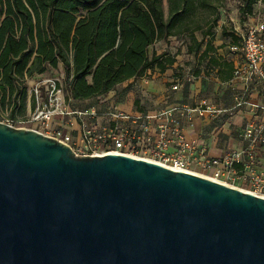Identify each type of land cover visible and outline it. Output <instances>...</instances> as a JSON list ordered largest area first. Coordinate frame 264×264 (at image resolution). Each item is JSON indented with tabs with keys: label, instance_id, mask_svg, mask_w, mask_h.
<instances>
[{
	"label": "water",
	"instance_id": "water-1",
	"mask_svg": "<svg viewBox=\"0 0 264 264\" xmlns=\"http://www.w3.org/2000/svg\"><path fill=\"white\" fill-rule=\"evenodd\" d=\"M0 264H264V196L0 121Z\"/></svg>",
	"mask_w": 264,
	"mask_h": 264
},
{
	"label": "trees",
	"instance_id": "trees-1",
	"mask_svg": "<svg viewBox=\"0 0 264 264\" xmlns=\"http://www.w3.org/2000/svg\"><path fill=\"white\" fill-rule=\"evenodd\" d=\"M237 1L242 21L264 3ZM223 5V0H0V107L10 108L11 116L21 111L27 79L48 68L61 69L65 93L74 100L105 94L154 67L163 72L178 51L149 48L172 36L185 38L187 52H199L204 43V57L213 50ZM222 34L231 36V45L239 41L224 29ZM206 64L214 67L218 59L209 56Z\"/></svg>",
	"mask_w": 264,
	"mask_h": 264
},
{
	"label": "built area",
	"instance_id": "built-area-1",
	"mask_svg": "<svg viewBox=\"0 0 264 264\" xmlns=\"http://www.w3.org/2000/svg\"><path fill=\"white\" fill-rule=\"evenodd\" d=\"M238 37L239 41L231 45L230 49L241 53L246 69L244 77L249 79L256 75L261 80L264 89V14L250 20L244 32L239 33ZM235 73L241 75L242 70L236 69ZM60 79H43L33 82L34 84L31 83L34 109L26 122L32 125L26 124L25 127L35 129L68 144L77 155H100L115 152L152 160L172 169L203 175L189 168L194 163L202 170L211 169L213 176H207L209 178L226 183L218 178L221 176L225 179L241 177L252 185L253 191L249 192L257 194V190L264 191V181L255 173L253 165L254 148L259 143L264 144L262 124L246 123L243 137L247 140L248 146L230 151L220 158L206 156L203 149H198L192 142H188L182 133V127L176 115L179 114L190 121L196 117H203L206 113L215 112V109L204 101L199 106L173 105L151 114L139 115L124 114L113 106L105 110L93 108L80 111L77 114L95 118L94 123L89 125L83 121L81 132L73 137L71 133L58 127L55 122L57 117L63 120L64 116L74 113L69 109L73 99L65 93ZM190 79L191 74L188 73L176 75L173 77L170 88L176 90L183 81ZM253 107L264 111V102L260 105H253ZM98 117L105 122H99ZM3 122L14 125L11 118L4 119ZM139 151L157 158L155 160L138 156ZM245 156L246 161H244ZM237 162L242 164L240 170L234 168Z\"/></svg>",
	"mask_w": 264,
	"mask_h": 264
},
{
	"label": "crops",
	"instance_id": "crops-1",
	"mask_svg": "<svg viewBox=\"0 0 264 264\" xmlns=\"http://www.w3.org/2000/svg\"><path fill=\"white\" fill-rule=\"evenodd\" d=\"M237 10L238 8L235 9V14L229 17L231 24L221 21L224 23L221 31L213 28L212 39L206 37L211 39L210 44L213 45V50L209 51L206 56L201 57L204 49L203 43L201 50L197 53L185 50L176 54L175 62L163 72L154 67L146 73L150 75V78H145V74L117 84L116 86L122 85L127 90L125 91L126 98L123 96L116 103L110 100L113 89L95 97L82 100L73 99L69 109L74 113L64 116L63 120L57 117L56 125L75 137L81 132L83 121L90 125L95 119L77 114L80 111L93 108L105 110L113 106L124 114L139 115L151 114L173 105L199 106L204 101L215 109V112L206 113L203 117H196L190 121L176 114L185 139L192 142L198 149H203L206 156L214 158H220L230 151L247 147L248 142L243 137L245 124L254 122L256 125L264 126V111L253 107V105H260L264 102V89L261 80L256 75L249 79L244 77L246 69L241 53L232 51L230 49L231 36L222 34L223 29L226 33L227 24L234 29L233 35L238 36L240 33L239 28L244 21L240 20ZM196 37L200 39L201 36L199 34V37L197 35ZM163 51L174 54L170 49ZM209 56L218 59V64L214 67L206 64ZM236 69L242 70L241 75L235 73ZM181 73L191 74V79L183 81L178 89L172 90L170 87L173 77ZM135 93L137 94L136 99ZM138 102L154 110L144 111L140 107V110H137L134 106ZM97 120L105 122L100 117ZM169 150L171 151V148ZM253 155L255 173L264 181V144L259 143L254 148ZM246 160L245 156L244 161ZM234 168L240 170L242 164L237 162Z\"/></svg>",
	"mask_w": 264,
	"mask_h": 264
},
{
	"label": "rangeland",
	"instance_id": "rangeland-1",
	"mask_svg": "<svg viewBox=\"0 0 264 264\" xmlns=\"http://www.w3.org/2000/svg\"><path fill=\"white\" fill-rule=\"evenodd\" d=\"M223 7H220L219 9V19L216 23V26L214 27V29H217L218 31H221L222 26H223V22L221 21H225V23L231 24V22L229 21V17L232 14H235V9L237 8L238 5V1L237 0H223ZM164 6H165V2H164ZM262 14H264V3L262 2H258L256 4V6L254 7L253 10V15L251 17H247V19H244L242 26L239 28V32L242 33L244 32V29L246 27V24L252 20L257 18L258 16H262ZM226 25V33L229 34H234V29L232 28V26L230 25ZM196 35L199 37V32H196ZM184 37H169L167 41H158L156 43H154L149 50H154L156 53H161V51L163 50H171V53H175L178 51V53L183 52L186 50L185 48V44H184ZM177 53V54H178ZM62 71L61 69H52V68H48L46 70V72L42 73V74H36L34 76H32L31 78L27 79V88H26V93H25V98H24V104H23V109L21 111H17L15 113L14 116H11L10 113V108H6V109H2L0 107V120L3 121L4 119L7 118H11L13 119V124L14 126L17 127H25L26 124L27 125H32V123H27L26 119L27 117L32 113L33 109H34V96L31 93V83L33 82H37V81H41L43 79H55V78H61L60 81L62 82L64 88L65 85L62 81ZM145 78H150L149 74L145 75ZM34 84V83H33ZM65 90V89H64ZM127 90L126 87H122V85H118L115 86V88L113 89L112 93L110 94V100L114 103L119 102L121 98H126V93L125 91ZM136 93L134 94L135 99H136ZM45 96V93H44ZM139 101V100H137ZM137 110L144 109V111H152V109L154 110V108L150 109L148 107H146V105L142 102H138L136 104V106H134ZM140 107V108H139ZM126 111V110H125ZM128 113V112H127ZM25 124V125H24ZM24 125V126H22ZM138 156H143V157H148L151 159H155L157 157L148 155L146 153H143L142 151H139ZM156 160V159H155ZM195 166V167H194ZM192 171H195L197 173L206 175V176H213L212 175V171H208V169H203L201 167H199L197 164H191L189 167ZM219 180L225 181L226 184L233 186V187H238L241 190L244 191H253V187L250 184V182L248 180H244L241 177H228V178H223V176H221L220 178H218ZM257 194L262 195L264 194V191L261 190H257L256 191Z\"/></svg>",
	"mask_w": 264,
	"mask_h": 264
}]
</instances>
